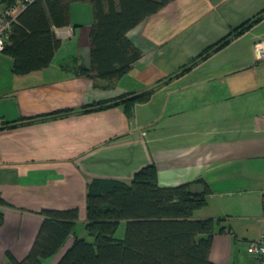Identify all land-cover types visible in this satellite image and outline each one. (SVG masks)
<instances>
[{
  "label": "crops",
  "instance_id": "1",
  "mask_svg": "<svg viewBox=\"0 0 264 264\" xmlns=\"http://www.w3.org/2000/svg\"><path fill=\"white\" fill-rule=\"evenodd\" d=\"M263 8L264 0H171L127 32L141 56L113 83L90 71L87 2L85 16L70 9V24L54 28L61 43L47 67L16 74L0 51V264L6 251L28 253L43 210L77 207L73 233L41 262L55 264L75 236L86 238L88 183L128 182L148 164L160 186L208 184L192 217L220 220L215 264H264L247 251L264 227V59L254 49L264 15L193 62ZM151 87L147 100L91 107Z\"/></svg>",
  "mask_w": 264,
  "mask_h": 264
},
{
  "label": "trees",
  "instance_id": "2",
  "mask_svg": "<svg viewBox=\"0 0 264 264\" xmlns=\"http://www.w3.org/2000/svg\"><path fill=\"white\" fill-rule=\"evenodd\" d=\"M74 1L87 2L92 7L90 71L113 83L141 56L127 32L171 0H33L19 14L3 49L12 56L16 74L50 64L61 43L54 28L70 24V4ZM263 15L264 8L198 54L193 62L225 45ZM153 90L151 87L124 94L91 107L144 101ZM57 113L60 112L53 115ZM209 192L208 184L198 178L176 186H160L152 164L140 168L128 182L93 179L87 185L84 224L92 239L75 236L55 264H215L209 251L220 220L192 217L194 210L205 205ZM42 214L28 253L16 259L6 251L3 264H41L56 254L73 233L79 210L45 209ZM1 218L0 213V221ZM120 220L126 221L125 233L116 238Z\"/></svg>",
  "mask_w": 264,
  "mask_h": 264
},
{
  "label": "built area",
  "instance_id": "3",
  "mask_svg": "<svg viewBox=\"0 0 264 264\" xmlns=\"http://www.w3.org/2000/svg\"><path fill=\"white\" fill-rule=\"evenodd\" d=\"M33 0H9L0 6V51H3L9 42V35L13 24L17 21L19 14ZM254 49L258 59H264V40L255 42ZM262 207L264 214V194L262 196ZM247 251L260 256L264 263V227L259 238L249 242Z\"/></svg>",
  "mask_w": 264,
  "mask_h": 264
},
{
  "label": "rangeland",
  "instance_id": "4",
  "mask_svg": "<svg viewBox=\"0 0 264 264\" xmlns=\"http://www.w3.org/2000/svg\"><path fill=\"white\" fill-rule=\"evenodd\" d=\"M8 0H0V6L1 4H4L5 2H7ZM82 3H85V2H82ZM81 6V2L80 1H74L70 4V9L72 11V13L74 15H80V16H85L84 13L80 12L79 10V7ZM77 227V230L78 228H81L82 226L80 225H76ZM124 233H125V224L124 223H120L117 227V230L116 232L114 233V236L117 238V237H123L124 236ZM84 237H86V239L88 241L91 240L90 236L86 234V232H84L83 234Z\"/></svg>",
  "mask_w": 264,
  "mask_h": 264
}]
</instances>
